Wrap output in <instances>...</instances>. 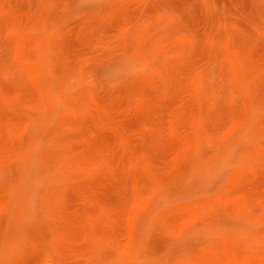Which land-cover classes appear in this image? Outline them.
Instances as JSON below:
<instances>
[{
  "label": "rangeland",
  "instance_id": "374dc122",
  "mask_svg": "<svg viewBox=\"0 0 264 264\" xmlns=\"http://www.w3.org/2000/svg\"><path fill=\"white\" fill-rule=\"evenodd\" d=\"M0 264H264V0H0Z\"/></svg>",
  "mask_w": 264,
  "mask_h": 264
}]
</instances>
